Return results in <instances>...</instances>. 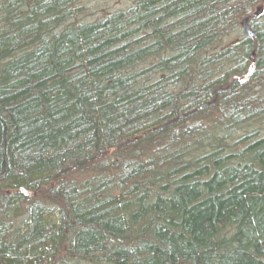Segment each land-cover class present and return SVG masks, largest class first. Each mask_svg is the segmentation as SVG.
I'll use <instances>...</instances> for the list:
<instances>
[{
    "label": "trees",
    "instance_id": "trees-1",
    "mask_svg": "<svg viewBox=\"0 0 264 264\" xmlns=\"http://www.w3.org/2000/svg\"><path fill=\"white\" fill-rule=\"evenodd\" d=\"M0 0V264H264V0Z\"/></svg>",
    "mask_w": 264,
    "mask_h": 264
},
{
    "label": "rangeland",
    "instance_id": "rangeland-1",
    "mask_svg": "<svg viewBox=\"0 0 264 264\" xmlns=\"http://www.w3.org/2000/svg\"><path fill=\"white\" fill-rule=\"evenodd\" d=\"M135 0H80L79 3L89 8V19L98 18L115 11L128 9Z\"/></svg>",
    "mask_w": 264,
    "mask_h": 264
}]
</instances>
